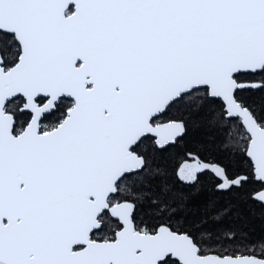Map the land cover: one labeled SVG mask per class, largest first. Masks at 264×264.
Listing matches in <instances>:
<instances>
[{
  "label": "snow or ice",
  "instance_id": "1",
  "mask_svg": "<svg viewBox=\"0 0 264 264\" xmlns=\"http://www.w3.org/2000/svg\"><path fill=\"white\" fill-rule=\"evenodd\" d=\"M250 92L264 94V0H0V264H264V241L177 215L148 143L217 128L264 204ZM185 155L183 183L250 179Z\"/></svg>",
  "mask_w": 264,
  "mask_h": 264
},
{
  "label": "trees",
  "instance_id": "2",
  "mask_svg": "<svg viewBox=\"0 0 264 264\" xmlns=\"http://www.w3.org/2000/svg\"><path fill=\"white\" fill-rule=\"evenodd\" d=\"M250 103L264 104V94L250 92L247 94ZM225 136L206 123L198 126L189 124L187 134L175 144L163 149H155L150 142L149 151L154 153L156 164L165 170L166 175L157 176L152 181L158 185L161 180H167L176 194L178 216L186 217L188 222H195L208 216L204 228L220 235L224 231L235 230L237 240L244 234L250 243L264 241V204L251 199V193L260 188V183L251 178V169L246 167L239 156L232 158L223 149ZM198 151L202 159L208 162L226 164L230 172L249 175L250 179L242 188L232 191H219L215 185L219 181L210 172L199 175L198 182L186 184L181 182L176 170L189 151ZM223 211L219 219H213L216 212ZM225 245L233 241H224Z\"/></svg>",
  "mask_w": 264,
  "mask_h": 264
},
{
  "label": "flooded vegetation",
  "instance_id": "3",
  "mask_svg": "<svg viewBox=\"0 0 264 264\" xmlns=\"http://www.w3.org/2000/svg\"><path fill=\"white\" fill-rule=\"evenodd\" d=\"M175 144V143H174ZM171 145V144H170ZM169 146V145H168ZM168 146H166V147H168ZM166 147H164V148H166Z\"/></svg>",
  "mask_w": 264,
  "mask_h": 264
},
{
  "label": "water",
  "instance_id": "4",
  "mask_svg": "<svg viewBox=\"0 0 264 264\" xmlns=\"http://www.w3.org/2000/svg\"><path fill=\"white\" fill-rule=\"evenodd\" d=\"M174 144V143H173ZM170 145V144H169Z\"/></svg>",
  "mask_w": 264,
  "mask_h": 264
}]
</instances>
